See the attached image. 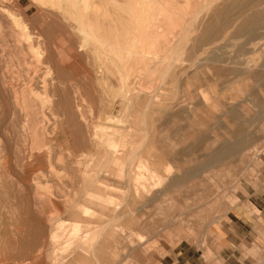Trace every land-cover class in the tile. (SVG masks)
<instances>
[{
  "label": "rangeland",
  "instance_id": "rangeland-1",
  "mask_svg": "<svg viewBox=\"0 0 264 264\" xmlns=\"http://www.w3.org/2000/svg\"><path fill=\"white\" fill-rule=\"evenodd\" d=\"M233 1L236 0H216L210 9L212 14H208L209 17H203L202 14L203 18L199 16L200 19L196 20L201 26L214 21L215 24L212 22L210 25L220 27L219 32L207 34L197 30L198 33H191V37L189 34V41L186 40L177 51L178 57H175L173 65H167V61L162 59L164 54L170 56L173 53L171 48H163L158 52L159 59L149 63L154 67L150 69L147 63L143 71L141 65H136L134 60L124 64L117 58L116 50L110 52L113 55L115 52V59V55L111 58V54L108 55L105 51L90 48L59 49L53 46L44 48L43 63L38 69L25 42L21 41L15 46L13 35L3 25L0 27V264H68L69 257L84 252L77 251L75 244H68L73 235L66 234V231L73 227L69 225L72 220L65 210L64 199L68 196L78 197L81 183L84 185L86 179H94L103 168H99L103 159L109 156V152L116 151V146L106 143L109 132H114L113 127H119L124 132L130 131L131 116L128 117V122L116 119L122 111L121 91L125 84H129V80L130 85L135 87V90L130 88L129 91H137L140 97L139 102L132 105L137 111L142 108L137 105L141 106L146 96L144 94L153 95L152 100L158 103L143 117L148 120L151 114L153 125L149 136L157 148L170 155H178V164L183 171L198 165L203 169L207 167L203 165V156L199 155L202 150L194 153L189 151L190 145L198 142L203 145L205 140L215 147L222 141H233L241 132L250 133L258 137L254 146L260 151L256 156L248 154L242 160L241 154H235L221 163H213L207 170L184 179L179 186L160 195L155 203L147 205L143 210L148 221L147 241L151 239L153 245L148 247L145 254V264H156L165 252L171 251L179 243L194 251L202 264H264V222H255L254 228L243 223L246 220L264 221V210L257 212L251 203V200L256 199L264 209V116L256 117L259 108L253 105L255 100H261L258 92L264 98V27H259L260 24L264 26V19L260 24L261 21L257 20L258 25L252 31L249 29V32H237V28L248 20L245 13L257 10L264 14V0L262 3L257 0H240L239 3ZM14 7L20 11L29 8L27 13L30 16L36 11V6L30 0H19ZM215 11H225L227 14L214 15ZM3 22L5 20L2 24ZM30 22L39 25L42 21L36 18V21ZM44 27L49 26L44 24ZM248 27L253 26L247 24ZM53 28L46 29L44 33V38L50 44L64 37L61 29ZM212 55L225 63V66H237L244 72L256 71V80L244 78L242 73L236 78L246 80L232 83L233 89H227L221 80L212 76ZM119 63H129V70L132 67L133 70L139 68L136 72H131L125 84L121 70L128 68H122ZM46 64L52 68L49 98L53 102L51 109H44L46 117L38 130L40 138L37 140H40V146L47 143V149L37 150L30 139V132L38 111L33 106L26 110L21 107V101L24 96L29 104L33 103L27 91L34 87L39 90L43 75L41 72L45 70ZM159 74L163 76L160 75V78ZM233 79L234 76L231 78L232 82ZM237 88L242 89L238 92ZM213 89H217L220 94L236 97V100H231L232 104L238 103L239 112L235 120H229L220 110L212 111L199 104L201 91H211L212 96ZM14 93L16 99H13ZM141 123L143 125L142 119ZM129 142L130 139L124 137L122 147L127 148ZM30 147L35 148L34 151ZM245 151L247 150L243 152ZM95 155H98L99 164L92 167L88 165V170L84 169L83 163L92 160ZM105 178L122 185L121 179L116 175L108 174ZM151 182L154 186L160 183L158 180ZM135 183L144 186V182L139 180H135ZM206 191L209 196L208 204L215 195L217 200L214 205L202 207L201 197ZM224 195L232 198L233 206L226 209L223 207L220 196L223 198ZM204 214L208 217L202 219ZM84 215V218H90L89 212ZM49 216H58L66 223H56L55 230L61 235L55 239L49 226L52 225ZM83 227L77 233L82 231L80 234L88 235L87 227H84L85 230ZM216 232L222 235V241L217 240ZM246 236L250 242H245ZM62 239L67 241L58 246ZM84 246L87 251H93V243ZM140 257L143 254L140 253ZM131 261L133 264H141V260L136 258H131ZM131 261L123 262L131 264ZM121 262L96 260V264H123Z\"/></svg>",
  "mask_w": 264,
  "mask_h": 264
},
{
  "label": "crops",
  "instance_id": "crops-1",
  "mask_svg": "<svg viewBox=\"0 0 264 264\" xmlns=\"http://www.w3.org/2000/svg\"><path fill=\"white\" fill-rule=\"evenodd\" d=\"M211 57L212 58L210 60L211 62L210 64H211L212 76H214V79L221 80L225 84L227 89H231V90L233 89V87L231 86L232 83H238L240 81L244 82V80H246V79L243 80V78H238V79L236 78L237 76L240 77L242 73H244L245 77L244 76L241 77L244 78L250 77V79L254 81L256 80L255 79L256 71L254 72H252V70H250L249 72L240 71V69L237 66L234 68H232L231 66H225V63L223 64L222 61L216 60L214 58V55H212ZM176 62H179V60H177ZM128 64L125 67H127ZM123 67L124 65H122V68ZM147 67L151 69L154 66L148 64ZM250 68L254 69L253 66H250ZM123 72L124 70L123 71L121 70V73ZM232 76H234L235 78L233 79V82L231 80ZM131 88L134 87L131 86ZM241 89L242 88L239 89L237 88L236 91L239 92L241 91ZM122 92H121L122 96L123 95L124 96L121 99L125 97L121 102L122 111H120V114L122 115L120 116L119 114V116H117L116 119H120V121L122 122L124 121L128 122L129 120L128 117L131 116L129 120V122L132 123L130 127L131 129L129 132H124L119 127L116 128L113 127L114 131L117 133L116 136L117 138L114 141V144L118 141L117 144L115 145L117 148L116 149L117 152L116 151L111 153L109 152V156L105 160V164H106L104 166L105 168L103 167L100 170L98 175L93 179L94 181L92 179L90 180L86 179L85 181L86 184H84L85 187L81 183V191L78 190V194H79L78 197L76 196H68L67 198L65 197L64 199L65 210L67 211L69 216H71L70 218L72 220V223L78 222L80 226L85 225V227H87V230L89 231V235H87L86 237L80 235L81 238L78 237L79 239L76 240L75 243H80L82 242V240H86V239L89 242L91 241V238H94L93 242L97 246L100 244L105 245V247L100 250L95 249L94 252L91 251V253L93 252L94 254V259L103 260V261H107V260L131 261V258H136L138 260H141L140 262L141 264H145V259H146L145 254L148 251V247H152L153 245L151 239L147 241V239H149L148 238L149 235L147 234L148 221L143 212L144 208L147 205H149L150 203H155L158 197L162 195V193L165 194L166 191H169L173 187L179 186L184 179L197 176L200 172L207 170V167L211 166L213 163H217V162L221 163L225 159H228L235 154H241V156L243 157L240 160H242L248 157V154H251L252 156H256L260 151L256 150L255 148L256 146H254V143L257 141L258 137L254 136V134L242 133L240 130L239 132L241 133H239V137L235 138L233 141H227V140L222 141L218 143V145L215 147L211 146V144L208 143L207 140H205V143L203 145H201L200 142L190 145L189 147L190 152L194 153L202 150V152L199 153V155L203 156L204 158L203 165L207 167L203 169L202 166L198 165V167H193L186 171L185 170L183 171L181 169V166L178 164L179 162L178 155L177 156L175 154L170 155L165 150L157 148L155 144L153 145L152 143L153 140L149 136V130L152 127L151 125H153V122L150 118L151 114L149 115L148 120H145L144 118L142 120L146 130L144 129V126L141 123V119H142L141 117H146L147 112H151V108L154 105L156 106L158 105V103H154V101L152 100L153 95L151 96V94L150 95L144 94L146 96H144L143 101L141 102V106H139L142 107L141 108L142 111L141 110L137 111L134 107H132V105H136V103L139 102L138 99L140 98L139 95L136 98L131 90L127 92V95L124 91ZM201 92H202L200 95L201 101L199 104H202L205 109H209L212 111H215L217 109L220 110L223 116H226L229 120L236 119L239 110L236 108L238 103H234V104L231 103L232 99L236 100V97L234 95L220 94V92L217 89H213L212 96L210 95L211 91L208 92L201 91ZM258 94L261 100H255L253 104L254 106L259 108V111H257L256 113V117L262 115L264 116L263 98L261 93L258 92ZM159 104L163 105L162 102H159ZM142 114L143 115L145 114V116H142ZM145 121L147 122L145 123ZM124 137L130 139L129 145L127 147V151L126 148H123L121 144ZM149 141H151V143ZM133 144L134 145L137 144L138 146L136 145L134 147ZM244 150L247 151H245L244 153L243 152ZM133 154L136 156H134ZM131 155H133L134 157ZM95 156L92 159L97 161L98 155ZM90 163H91L90 159L85 161L83 163L84 169L88 170V165H90ZM173 172L174 175H172ZM108 174L116 175L119 179H121L122 185H117L108 181L105 178V176ZM140 174L142 176H140ZM128 175L129 177H127ZM138 176L142 178V180H144V186H143L144 188L141 186H136L135 183L133 184L134 180L138 178ZM153 180L160 181V184H157L155 186L152 185L151 181ZM161 186L164 188L162 189ZM262 186H263L262 192L264 193V182ZM113 191H115L116 193H113ZM208 197L209 196L206 191L204 195H202L201 197L202 207H206L208 205L209 206L214 205L216 203L217 200L216 195L213 196V201L210 204H208V199H209ZM202 198H206V199L202 200ZM220 199L222 201V204H224L223 207H225V209L226 207L233 206L232 204L233 200L232 198H230L229 195H224L223 198H221L220 196ZM251 203H253L254 208L255 210H257V212H261L262 210H264L262 206H259L256 199L251 200ZM82 206L87 207V209L89 210L88 212L90 213V218L86 219L81 217L83 211ZM253 214L258 215V213L255 212ZM206 217H208V215L204 214L202 216V219H205ZM50 218L52 219V225L50 224L49 226L52 232L56 231L55 227L57 222H62L66 224L58 216H54V217L49 216L48 219L50 220ZM255 222L258 224H262V222L264 221L261 219L253 220V221L246 220V222L243 221V223L250 228H254L253 224ZM69 225L71 226L72 224ZM215 237L217 238V240L222 241L223 237L219 232H216ZM232 239L234 242H236L234 238ZM244 239L246 240L245 242H250L248 241L249 239L248 236H246ZM142 243L145 244L143 246H140L142 245ZM219 245H221V243ZM105 249H107V251ZM140 253L143 254V257H140ZM157 263L158 264H202L199 258L195 256L194 251H192L186 245H182L181 243L177 244L171 251L165 252L164 256L161 258V260H158ZM131 264H133L132 261Z\"/></svg>",
  "mask_w": 264,
  "mask_h": 264
},
{
  "label": "bare ground",
  "instance_id": "bare-ground-1",
  "mask_svg": "<svg viewBox=\"0 0 264 264\" xmlns=\"http://www.w3.org/2000/svg\"><path fill=\"white\" fill-rule=\"evenodd\" d=\"M18 1L19 0H0V27L3 25V27H5L6 30L8 31V33L10 35H13V37H14L13 41H14L15 46L18 45L21 41L25 42L26 49L28 52H30L31 57L34 60L36 67H38L39 65H41V63H43L42 59L44 56L43 55L44 48H48L49 46H53V47L59 48V49L68 48L71 50H73V49L82 50L85 48H90V49L97 50V51H105V53H108V55L111 54L110 55L111 58H113V56L115 55V57H114L115 59H116L115 52H114V55L110 52H112V50H114V51L116 50L117 58H119L121 61H123L124 64H125V62L134 60L136 65H141L140 67H142L141 70L143 71V70H145L147 63L149 64L150 61H156L159 59L160 54L158 52H159V50H161L163 48H168V49L171 48V51L173 53H170V56L168 53H167L168 55L164 54L162 56V59L167 61V65H173L172 62L175 61L174 60L175 57L176 58L178 57L177 51L180 50L181 46L185 43L186 40H188L189 34L191 37L192 36L191 33H193V32L195 33V31L198 33L197 30H202L204 33H207V34L211 33V32H219L221 30V29H218L220 27L216 28L215 26L210 25L212 22L214 23V21H211V23H209L210 26L205 25V24H204L205 26L204 25L201 26V25L197 24V22H196L197 19L198 20L200 19L199 16H201L202 14H203V17H204V15L209 17L210 13L212 14L210 9L212 7L213 2H215L216 0H30V2L36 6V11L34 10L35 12L32 14V16H30L31 14L29 15L27 13V10L29 8L26 7L25 10L20 11L14 7L15 4L17 5ZM238 1H240V0H236L233 2H238ZM257 1H261V3H262V0H257ZM253 3H255V1ZM215 7H216V5H215ZM245 8L247 10V7H245ZM216 10H217V7H216ZM213 14L214 15L220 14V16H223L227 13L225 11H220V12L215 11V13H213ZM245 14H247V16L246 15L245 16H246V19H248V20L243 22L237 28V32H239V31L245 32L246 30H247L246 32H249V29H251V31H252L253 29H256V25H258L257 20L261 21L262 19H264V14L261 13L260 11H257V10H255L251 13H245ZM203 17L201 16V18H203ZM216 17H218V16H216ZM36 18L41 19V21H42L41 24L35 25V24H32L30 22V20L36 21ZM46 19L48 20V22ZM3 20H5V23L3 22V24H2ZM205 21H207V20H205ZM217 21L218 20H216V22ZM203 23H205V22H203ZM260 23H262V21L259 22V24ZM44 24H46V26H49L48 28L54 27L57 29H61L64 33V37H61L58 41L53 42L52 44L48 43L46 41V39L44 38L45 37L44 35H46V34H44L45 30L48 28L44 27ZM247 24L252 25L253 27L247 28ZM260 25H261V26H259L260 28L264 27V26H262L263 24H260ZM235 29H236V27H235ZM202 31H201V33H202ZM198 39H200V36ZM262 47L264 49V46H262ZM263 49H262V51H263ZM45 63H48V62H45ZM119 64H121V63H119ZM121 66H122V64H121ZM125 66L126 65H124V67ZM44 67H45V70L43 72H41V73H43V75L41 78L42 80L39 83L40 84L39 90L37 89V87H36V89L34 87V88H29V90L27 91V92H29L28 97L31 96L32 101L31 100L30 101L33 103L29 104L28 100H24V96H22V101H21L22 102L21 107L26 109L27 107L29 108V107L33 106V108H35L38 111L37 112L38 114L36 113V116L34 117V121L32 122L33 124L31 126V132H30L32 134V135L30 134L32 136V138L30 136V139H32L35 147H37L36 148L37 150L47 149V143L44 142V144H41V146H40V140H37L39 137L38 130L40 129L41 121L46 117V114L44 113V109L45 108H47V110L51 109V103L53 102L51 100L52 98L51 99L49 98V96H51L50 95L51 91L49 90V86H50L49 83H50L52 68H51V66H49L47 64ZM127 67H129V66H127ZM127 67H125V68H127ZM38 69H39V67H38ZM137 69H139V68H137ZM137 69H135V70L130 69L132 71H130L129 69L128 70L125 69L124 72L122 73L123 82H125L128 79V76L131 74V72H134V71L136 72ZM164 71H169V70L164 69ZM156 72H157V70H156ZM160 75H162V74H159V76ZM160 78H161V76H160ZM121 80H119V81H121ZM130 84H131L130 82L127 85L125 84V86L123 88L124 90H122L126 93V95H127V92L129 91V89L131 88L132 84L131 85ZM133 84H134V82H133ZM121 85H123V84H121ZM131 89L135 90V87L131 88ZM21 91H22V88H21ZM25 93H26V91H25ZM15 94L16 93L13 94V96H14L13 99H16V97H17V96L15 97ZM133 94H134V96H138L137 91H134ZM123 96H121V97H123ZM18 97H19V95H18ZM26 97H27V95H26ZM20 98H21V96H20ZM20 98H19V100H20ZM126 98H127V96H126ZM77 99L79 100V98H77ZM149 99H150V97H149ZM220 99H222V98H220ZM121 115L122 114H120V116ZM142 116H145V114L144 115L142 114ZM141 118L143 120V117H141ZM84 119H85V117H84ZM29 120H30V118H29ZM118 120H120V119H118ZM145 120H147V119H145ZM24 122H25V119H24ZM26 122H27V120H26ZM146 122L147 121H145V123ZM103 123H105V122H103ZM29 125H31V123ZM146 126H147V124H146ZM144 129L146 130V128H144ZM41 130L39 131V133H41ZM90 130L92 132V129H90ZM45 134H44V136H45ZM116 136H117V133H115V131L114 132L110 131L109 137L107 138V142H106L107 145L111 144V145L115 146L118 142L117 141L114 144V141L117 138ZM28 138H29V136H28ZM88 139H90V138L88 137ZM42 140H43V137H42ZM90 140H89V142H90ZM92 141L93 140H91V142ZM136 145H134V147ZM30 149H31V147H30ZM34 149H31V150L34 151ZM107 149H108V147H107ZM126 151H127V148H126ZM107 152H108V150H107ZM133 155H131V156H133ZM134 156H136V155H134ZM106 158L103 159L100 167L98 166L100 169L106 165L105 164ZM221 160H223V159H221ZM221 160H220V162H221ZM98 164H99V158L97 161L94 159L91 160V163H90L91 167L93 165L96 166ZM167 168H168V166H167ZM61 169L63 170V168H61ZM58 171H59V169H58ZM97 172H95V173H97ZM88 174H91V173L88 172ZM91 175H93V174H91ZM102 175H103V173H102ZM140 176H142V175L140 174ZM127 177H129V175ZM131 178H133V177H131ZM60 179H62V178H60ZM88 180H90V179H88ZM92 180H93V178H92ZM135 180H139L141 182H144V180H142V178H140L139 176ZM135 180H134L133 184L135 183ZM84 181H85V179H84ZM158 184H160V183H158ZM135 185L139 186V184H136V183H135ZM163 188L164 187H162V189ZM156 193H157V191H156ZM114 196H115V194H114ZM115 198H117V197H115ZM142 204H141V206H142ZM82 209H83V211H82L81 217L84 218V216H85L84 213L88 212L89 210L85 206H82ZM60 223H62V222H60ZM71 224H72L71 227H73V228H72V230H68V232L66 231V234L73 235V236H71V238H74V239L71 240V238H70V241L68 242V244H71V245L75 244L77 251H84V252L80 253L82 255L76 254L74 256V258H73V256L69 257V259H68L69 263L68 264H87V263L96 264V259H94L93 252L95 251V249L100 250V249L104 248L105 245L100 244L101 247H99L100 245L97 246L96 244H94L93 240L88 242L87 239L82 240V242H80V243H75V241L79 239L78 237H80V235H82V234H80L82 231L77 233L82 226L80 227L78 222H74ZM83 226L85 227V225H83ZM84 227H83V229H84ZM60 235H61L60 232H57V231L52 232L53 239L60 237ZM83 236L86 237L87 235H83ZM66 241H67L66 239H62L59 242L58 246L61 245L62 243H65ZM88 243H93V248H91V249H93L92 253H91V250L87 251L85 249L84 245L88 244ZM64 245H62V246H64ZM74 248H75V246H74ZM105 250L107 251V249H105ZM71 251H73V250H71ZM88 259H91V260L87 261ZM71 261H73V262L71 263ZM124 263L125 262H123V264ZM125 264H127V263H125Z\"/></svg>",
  "mask_w": 264,
  "mask_h": 264
}]
</instances>
